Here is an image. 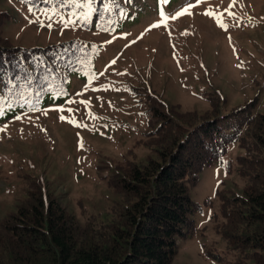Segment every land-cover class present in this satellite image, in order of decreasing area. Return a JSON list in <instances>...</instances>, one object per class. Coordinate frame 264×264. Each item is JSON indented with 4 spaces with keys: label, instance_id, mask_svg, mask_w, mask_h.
<instances>
[{
    "label": "rangeland",
    "instance_id": "rangeland-1",
    "mask_svg": "<svg viewBox=\"0 0 264 264\" xmlns=\"http://www.w3.org/2000/svg\"><path fill=\"white\" fill-rule=\"evenodd\" d=\"M41 2L0 0V10L8 15L0 27L2 35L23 47L88 41L91 52L97 50L92 61L96 74L90 81L74 78L71 89H63L66 96L54 98L56 89L43 92L37 107L46 114L29 112L28 106L20 107L19 98H10L12 108L0 116V128L7 125L0 132V224L30 200L29 192L38 186L45 199L56 198L82 226L113 219L125 199L109 179L158 158L167 143L157 130L161 119L152 115L154 110L197 122L255 98V108L264 107V0H202L192 15L176 20L171 15L195 0H170L167 5L160 0H121L129 16L113 13L109 31L96 26L100 13H93L89 23L64 28L56 11L66 16L71 9ZM33 4L49 10L51 29L42 12H28ZM230 4L236 19L223 12ZM161 10L169 17L166 22L145 31L160 22ZM206 10L223 12L228 30L205 16ZM37 17L44 26L29 22ZM70 100L76 102L67 103ZM83 100L89 103H79ZM81 123L86 127L76 126ZM239 155L244 153L236 143L229 146L223 161L204 166L189 188L200 208L191 215L193 230L178 239L172 264L240 263L239 254L218 231L223 199L241 194L247 182Z\"/></svg>",
    "mask_w": 264,
    "mask_h": 264
},
{
    "label": "trees",
    "instance_id": "trees-1",
    "mask_svg": "<svg viewBox=\"0 0 264 264\" xmlns=\"http://www.w3.org/2000/svg\"><path fill=\"white\" fill-rule=\"evenodd\" d=\"M102 2L97 0V8ZM7 18V12L0 10V27ZM90 44L68 39L23 47L10 44L0 29V59L24 60L23 77V69L40 75V68L29 65L33 57L43 58L45 68L53 69L52 89H71L74 78L90 81L96 74L92 61L97 50L91 52ZM58 55L63 59H55ZM8 95L6 85L0 83V96ZM7 103L0 106L5 111ZM257 103L255 98L197 122L154 110L152 115L161 119L157 130L167 143L158 158L115 172L109 179L125 199L115 217L82 226L56 198L45 199L41 188L34 186L30 200L0 224V264H172L177 241L193 230L191 215L200 208L190 198L189 188L204 166L223 161L235 143L244 153L238 156V164L247 182L241 194L223 199L218 231L239 254V264H264V107L255 108Z\"/></svg>",
    "mask_w": 264,
    "mask_h": 264
},
{
    "label": "snow or ice",
    "instance_id": "snow-or-ice-1",
    "mask_svg": "<svg viewBox=\"0 0 264 264\" xmlns=\"http://www.w3.org/2000/svg\"><path fill=\"white\" fill-rule=\"evenodd\" d=\"M22 2L25 3H31V0H22ZM44 3H58L61 8H69L71 11H69L66 16L61 15L59 11H56V15L59 18L60 24L64 27H70L75 26L78 22L82 23H89L91 22L93 13L99 12L100 16L97 20L96 26L101 31H109L112 30V25L114 21L111 19L112 14L115 13L116 15L120 16L121 18L125 16H129L128 9L122 6L121 0H103V2L100 4L99 8H97V0H43ZM134 0H124V3L126 4H132ZM170 2V0H160V3L167 5ZM236 0H232V4H235ZM202 3V0H195V3H189L185 7H183L180 11L175 12L174 15H171L172 20H176L177 18L187 14L192 15L191 9H194L198 5ZM232 4L229 5V8H225L223 12H227L230 16L233 17V19H236L235 14L230 12L229 9L231 8ZM79 10V11H77ZM36 11L42 12L45 16H47L49 23L46 25L49 29L52 28L53 23V17L51 15H48V9H37L36 5L33 4L31 7L28 8V12L35 14ZM223 12H212V11H205L203 14L205 16L211 17L215 19V22L217 26L225 31L228 30V25L224 23L223 21ZM107 14V16H105ZM160 22L153 23L149 26V28L145 29V31H151L152 29L159 28L161 24L165 23L166 20L169 18L166 13L161 10L160 13ZM130 18V17H129ZM103 21V23H101ZM30 23H40L41 26H44L43 22L40 21L39 17H37V20L35 21H29ZM107 24L109 27L105 28L104 25ZM237 26H239V21H237ZM143 33L141 34V37H138V39L142 38ZM231 39V38H229ZM106 43H110V41H106ZM132 43H135V41H132ZM65 52L68 51V49L64 50ZM83 51V49H81ZM55 59L62 60L63 56H56ZM55 59L52 61V63H55ZM33 63L29 65V68L35 69L40 68L41 74L36 75L34 74V71L29 69H23L24 75L21 77L20 71H21V65L25 63L24 60L19 58H13L12 60H9L7 57H4L3 59H0V83H3L6 85V91L9 94L8 96H0V105H2L5 101H8L7 108L10 110L13 106V103L10 99L11 96H17L19 98L20 107L23 108L25 106H28L29 112H45L44 109H41L37 107L40 102V98L42 96V93L45 91L51 92L52 91V84L50 81V75L53 72V69L51 67L45 68V64L47 61H45L43 58L39 57H33ZM81 63L83 61H80ZM117 61L114 59L110 62L111 64H115ZM240 65H237L239 67ZM15 68L17 71L15 74L12 73L11 69ZM99 75H103V73H100ZM95 78V74H93L92 77L89 79ZM47 82L48 86L44 87L43 85ZM87 87V86H86ZM94 91L96 89H93ZM67 93L62 88H57L55 91V97H61L66 96ZM77 95H81V93H78ZM76 101H67V103H75ZM79 103H82L84 105H87L89 101L83 100L79 101ZM58 111H63L64 109L61 106H57ZM5 109L4 107H0V115L4 113ZM69 112L74 111L73 109H68ZM91 115V113H89ZM95 118V117H93ZM16 120L21 119V115H17L15 117ZM61 120H64L65 117L62 115L60 117ZM70 123H74L75 121L69 120ZM77 127H86L84 124H76ZM7 128V125L0 128V132L5 131ZM82 146V145H81Z\"/></svg>",
    "mask_w": 264,
    "mask_h": 264
}]
</instances>
